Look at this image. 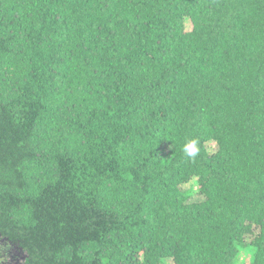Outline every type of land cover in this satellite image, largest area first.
Listing matches in <instances>:
<instances>
[{"label":"trees","instance_id":"16d2710c","mask_svg":"<svg viewBox=\"0 0 264 264\" xmlns=\"http://www.w3.org/2000/svg\"><path fill=\"white\" fill-rule=\"evenodd\" d=\"M0 240L264 264V0H0Z\"/></svg>","mask_w":264,"mask_h":264},{"label":"rangeland","instance_id":"374dc122","mask_svg":"<svg viewBox=\"0 0 264 264\" xmlns=\"http://www.w3.org/2000/svg\"><path fill=\"white\" fill-rule=\"evenodd\" d=\"M210 150H214L210 145ZM186 188V187H185ZM252 251L246 249L239 255V261L244 262L246 255H251ZM23 256L15 245L0 240V264H21ZM239 263V264H240Z\"/></svg>","mask_w":264,"mask_h":264},{"label":"clouds","instance_id":"9594fccd","mask_svg":"<svg viewBox=\"0 0 264 264\" xmlns=\"http://www.w3.org/2000/svg\"><path fill=\"white\" fill-rule=\"evenodd\" d=\"M183 151L188 158H195L199 154L198 141H188L184 145Z\"/></svg>","mask_w":264,"mask_h":264}]
</instances>
